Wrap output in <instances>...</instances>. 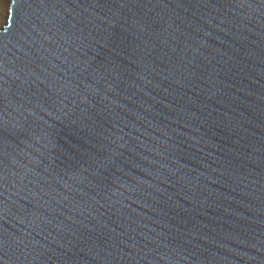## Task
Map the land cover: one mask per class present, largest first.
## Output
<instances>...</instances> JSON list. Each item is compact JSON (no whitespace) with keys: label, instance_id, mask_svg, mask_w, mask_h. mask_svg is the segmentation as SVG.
I'll use <instances>...</instances> for the list:
<instances>
[{"label":"water","instance_id":"95a60500","mask_svg":"<svg viewBox=\"0 0 264 264\" xmlns=\"http://www.w3.org/2000/svg\"><path fill=\"white\" fill-rule=\"evenodd\" d=\"M0 264H264V0H10Z\"/></svg>","mask_w":264,"mask_h":264},{"label":"rangeland","instance_id":"374dc122","mask_svg":"<svg viewBox=\"0 0 264 264\" xmlns=\"http://www.w3.org/2000/svg\"><path fill=\"white\" fill-rule=\"evenodd\" d=\"M7 5V0H0V27L5 20V9Z\"/></svg>","mask_w":264,"mask_h":264},{"label":"bare ground","instance_id":"6f19581e","mask_svg":"<svg viewBox=\"0 0 264 264\" xmlns=\"http://www.w3.org/2000/svg\"><path fill=\"white\" fill-rule=\"evenodd\" d=\"M9 1L10 0H7V5H6V9H5V18H6V14H7V10H8Z\"/></svg>","mask_w":264,"mask_h":264}]
</instances>
